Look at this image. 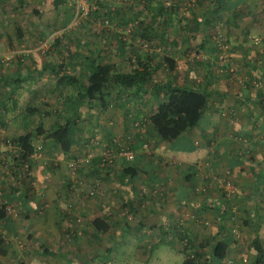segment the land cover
<instances>
[{"label": "crops", "instance_id": "1", "mask_svg": "<svg viewBox=\"0 0 264 264\" xmlns=\"http://www.w3.org/2000/svg\"><path fill=\"white\" fill-rule=\"evenodd\" d=\"M6 18L12 22V13ZM234 36L239 65L264 77V34ZM17 50V56L24 54ZM18 73L16 64L10 76ZM247 80L187 83L205 90L207 103L197 123L171 142L159 139L150 122L140 130L132 127L161 101L148 105L144 94L132 97L131 90H123L106 106L93 105L89 132L95 133L96 152L117 137L131 144L135 157H116L107 167L94 158L91 172L100 186L88 196L75 191L65 176L66 161L54 175L35 153L28 163L31 177H1L8 166L20 167L12 155L16 135L31 132L35 145L69 157L81 153V126L74 118L79 111L69 113L71 143L63 150L35 129L41 125L48 131L69 115L51 119V110L37 103L35 83H5L0 71V200L15 209L0 218V264H112L114 258L103 256L124 241L125 232L134 233L129 242L144 259L164 238L179 250L180 231L195 247L208 248L203 258L211 264H264V83ZM218 241L227 244L221 260L211 255Z\"/></svg>", "mask_w": 264, "mask_h": 264}, {"label": "rangeland", "instance_id": "2", "mask_svg": "<svg viewBox=\"0 0 264 264\" xmlns=\"http://www.w3.org/2000/svg\"><path fill=\"white\" fill-rule=\"evenodd\" d=\"M81 1L0 0V71L5 83H14L10 74L17 64L20 82L36 84L37 103L43 102L44 107L51 110V119L59 113L62 116L74 114L68 107L69 96L75 94L77 88L72 84L56 85V73H74L82 81L91 70L83 59L85 55L96 57L100 53L103 59L117 61L122 69L127 70L131 66L129 55L149 52L160 66L157 71L159 83H174L183 77L188 83L203 82L207 78H211V83H246L249 76L254 77V83H264V77L251 65H248L251 68L249 72L239 65L233 44L236 34H264V0H243L234 8L229 7L233 0H216L215 4L211 0H84L87 12H78L75 17ZM170 4L174 5L176 15L171 22L166 18L165 10V6ZM11 13L12 22L6 20ZM187 15L193 17L192 21ZM143 31L147 32L146 35L141 34ZM202 42L211 46L212 51L201 47ZM17 49H23L24 54L17 56ZM165 54L175 59L173 69L163 59ZM43 63H55L57 66L44 68ZM109 91L113 96L117 90L108 85L106 93ZM137 94L130 93L132 97H138ZM144 95L148 101L143 103L148 105L161 101L159 94L151 90ZM79 108V119L74 118L81 126L78 129L82 153V149L84 151L91 144V137L95 136L89 129L96 112L84 103ZM37 143L42 144V140ZM40 151L36 159L42 168H48L54 175L61 174V163L68 158L65 152L45 151L43 145ZM49 159L50 163L47 162ZM92 162L82 167L79 174L86 180H100L91 172ZM24 167L13 169L8 166V172L3 171L1 177L7 181H14L12 177L15 181L21 179ZM67 172L65 176L69 175ZM29 175L31 177L32 173ZM123 236L125 242H119L103 256L114 258L112 264H183L185 259L187 264L189 260L190 263L196 262L195 250L190 249L183 255L174 243L165 238L154 242L146 258L141 259L137 256L141 249L129 242L136 239L134 233L125 232ZM181 240L178 235V248L182 242L185 243ZM195 248L202 255L197 257L196 264H202L208 248Z\"/></svg>", "mask_w": 264, "mask_h": 264}, {"label": "trees", "instance_id": "3", "mask_svg": "<svg viewBox=\"0 0 264 264\" xmlns=\"http://www.w3.org/2000/svg\"><path fill=\"white\" fill-rule=\"evenodd\" d=\"M216 0H211L215 4ZM243 0H233L229 4V7L234 8ZM174 5L170 4L165 6L166 18L171 22L175 15L173 12ZM36 12L37 9L34 7ZM156 15V14H155ZM190 21L193 17L186 16ZM144 30L147 31V26L143 24ZM147 32L143 31L141 34L146 35ZM201 47L208 48L204 42L201 43ZM84 61L91 66V70L88 72L86 77H83L80 81L79 77L74 73H56V85L72 84L76 86L75 94L70 95V105L68 107L73 109L74 115L78 112L79 106L84 103L87 107L92 108L93 105L99 104L101 107L106 106L109 103V97L112 92L106 93L108 85H112L116 88V92L113 95H121L123 90H131L134 93L144 94L148 90L159 94L161 97V105L156 109L150 111L148 116L149 122L151 123L154 130L157 132L159 139L171 142L178 138L184 131L189 127L197 123L204 106L207 103V92L200 87L194 85H188V80L183 78H177L172 83H159L157 81L160 66L153 62V56L149 52H145L144 55L135 53L134 56L129 55L131 66L129 69L124 70L121 68L120 63L111 59H103L100 53L96 54V57L90 55L83 56ZM163 59L168 63L169 68L175 67V59L165 54ZM57 64L43 63V67L55 68ZM253 76H249L247 83H254ZM14 83H21V77L18 75L12 77ZM211 78L206 80V83H210ZM199 83V82H198ZM77 97V98H76ZM72 104V105H71ZM70 122L69 117L62 123H54L50 130L45 131L40 125L36 127V131L45 134L48 139L58 142L63 148L67 150L70 147ZM17 151L13 153L18 159L20 166H25V163L29 161V158L37 150V145L32 141V133H20L14 137ZM30 165L24 167V173L22 179L30 177ZM80 194V193H79ZM6 201L0 200V218L6 216ZM138 209V208H137ZM178 235L181 239L185 238L187 241L182 242V246L179 250L188 254L191 250H195V259L201 255L199 249L195 248L193 241L188 237L186 232L180 231ZM3 239H0V243ZM188 243V244H187ZM226 243L218 241L212 245V256L217 260H221L226 254ZM0 253H4L0 249ZM202 256V255H201ZM187 259L183 264H187ZM196 262L188 264H196ZM203 262V261H202ZM201 262V263H202ZM202 264H211V259L205 261ZM213 264H216L214 262Z\"/></svg>", "mask_w": 264, "mask_h": 264}, {"label": "built area", "instance_id": "4", "mask_svg": "<svg viewBox=\"0 0 264 264\" xmlns=\"http://www.w3.org/2000/svg\"><path fill=\"white\" fill-rule=\"evenodd\" d=\"M84 0L81 1L80 5L78 6V9L76 11L75 17L77 16L78 12L80 13H86L87 12V6L84 5ZM107 21V20H105ZM149 116V115H148ZM140 120H135L132 123V127H134V130H140L144 127V125L149 122V118ZM112 144L110 146H104V148L101 150L100 153H97L93 145L97 143V140L91 139V146L87 145V148L84 150V152L80 154H75L72 156H69L66 160V166L68 168L69 173V179L74 182L73 188L78 193L85 192L88 196H93L97 193L100 181L98 178H93L90 180L83 179L79 171L82 167L87 166L91 164L92 160L96 157L99 158V165L102 167H107L110 165L116 157H123L127 160H131L135 157V151L131 144L127 141H123L122 139H119L117 137L112 138ZM41 145L37 146V150L35 151V154H41ZM27 167L28 165L25 164ZM30 173V172H29ZM7 213H15V209L13 207L7 206L6 207ZM79 220V217L77 218ZM184 242H186V239H184Z\"/></svg>", "mask_w": 264, "mask_h": 264}]
</instances>
